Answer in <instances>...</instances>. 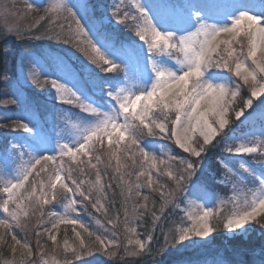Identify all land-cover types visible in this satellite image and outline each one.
Masks as SVG:
<instances>
[{"label": "snow or ice", "instance_id": "1", "mask_svg": "<svg viewBox=\"0 0 264 264\" xmlns=\"http://www.w3.org/2000/svg\"><path fill=\"white\" fill-rule=\"evenodd\" d=\"M183 7L172 6L169 10L167 5L145 7L136 3L135 14H132L130 10L121 12L117 6L111 19L135 33L144 49L143 61L150 67L153 77L150 86L139 91H133L131 86L106 88L110 111L84 102L71 88L51 81L57 100L67 104L76 102L94 121L87 127L78 126V142L58 143L54 154L38 157L28 154L29 158L25 160V154L21 153L15 161V178L0 179V210L4 214L0 218L3 229L0 249L6 247L14 258L19 253V260L4 264H36L33 258L42 255L47 241L59 246L57 232L61 224L66 228L72 226L78 246L73 248L65 239L64 251L72 252L76 259L81 258V252L91 255L92 249L115 256L109 246L117 245V228L121 222L129 234L127 246H132V250L125 247L129 256L143 253L158 240L156 232L163 237V244L156 249L157 254H161L167 247H176L192 237L207 238L219 226L210 220L215 214L207 207H202L197 214H187V219L194 221L193 227L175 231L168 227L169 214L180 209L184 202L180 199L181 194L187 199L203 192L200 184H194L190 190L189 185L202 154L219 143L217 138L223 137L225 130L230 128L233 116L237 121L252 109L246 117L249 120L256 115L257 105L264 109V20L240 11L230 23L218 25L207 22L198 12H192L186 18L187 28L179 32L167 30L172 26L169 17L185 19ZM88 9L86 0H79L75 8L53 3L43 9L32 0H24V15H40L35 16L26 29L9 26L0 35L7 37L14 33L17 39L23 40L27 34L29 39L62 42L84 53L101 71L122 72L120 65L110 61L102 49L114 50L124 58L135 55V50L123 44L116 46L115 38L103 31L106 17L87 25L89 31H86L81 13ZM61 18L67 21V26L60 22ZM42 21H47L48 28L38 34ZM90 32L95 40L88 39L86 49L81 46L80 39L88 37ZM222 34L227 38H222ZM161 54L175 61L178 69L158 66L153 57ZM101 60L111 67L100 65ZM211 69L231 73L234 77L231 85L206 80L205 72ZM27 72V78L38 88L48 83L38 79L32 66H27ZM8 79L5 74L4 80ZM3 104L16 105L17 101L12 98L4 100ZM259 118L264 121V111L259 113ZM12 127L28 133L33 131L27 123L18 120ZM146 137L174 141L187 156L169 155L167 160L160 159L143 146ZM11 148L16 149L17 145L11 144ZM224 151L238 156L251 155L254 163L264 165V143L229 144ZM240 168L253 182L249 187V183L228 169L238 181L233 184V190L251 194V199L246 195L242 204L237 200L238 211L223 223V227L233 234L253 223L264 229V176L254 174L243 164ZM161 177L167 180L162 182ZM55 204L62 205L64 210L55 211L51 207ZM89 207L102 214L107 225H111H102L104 232L110 235L89 230L79 218V209L83 208L97 225L101 224L93 212L88 211ZM30 212L40 216L34 226L35 250L27 239L29 226L26 220ZM148 216L152 217L151 231L143 239L137 229L143 227ZM17 230L25 234L24 239ZM44 237L47 239L42 243ZM65 264H71V261Z\"/></svg>", "mask_w": 264, "mask_h": 264}, {"label": "rangeland", "instance_id": "2", "mask_svg": "<svg viewBox=\"0 0 264 264\" xmlns=\"http://www.w3.org/2000/svg\"><path fill=\"white\" fill-rule=\"evenodd\" d=\"M197 1L198 0H86L89 9L81 13L84 17L83 20L85 22L86 31H89L87 25L95 20H99L101 17H106L107 19L103 25V31L115 38L117 47L121 44L130 47L135 50V55L127 57V59L120 55L114 56L109 60L120 65L123 71L118 73H115V71L103 72L100 67L93 65L84 53L80 52L81 56L76 59L72 54L67 53L65 44L47 39L51 45L64 52H58L59 54L53 55V51L50 50L49 47H46L40 51L38 56L30 58L31 64L22 60V63L16 70V74L19 82L27 88H31L34 85H32V80L27 78V66L30 65L35 70H38L48 65L52 68L50 69L52 73L50 80H48V83L44 86L43 101H35V99H31V97L26 99L25 105L28 110L26 122L33 131L28 133L22 130L17 134H0V179L11 180L15 178V161L21 153L25 154V160L29 158L27 156L28 154L37 157L42 154H54L57 150L58 143L71 144L72 142H78V126L87 127L94 121L93 117L81 111L76 102L67 104L57 100L56 90L51 85L52 80L64 84L65 87L71 88L84 102L91 103L106 112L110 111V101H108V98L105 96L106 88H127L131 86L133 91H139L141 88L147 89L150 86L153 73L150 67L143 61L144 49L141 42L132 30L126 28L124 25L117 24L115 20L111 19L112 14L117 10V6H119L121 12L130 10L132 14H135L136 3H141L145 7L151 4L167 5L169 6V10L172 9V6H184L183 12H185L188 8L195 9L191 5L197 4L195 3ZM32 2L38 3V5L63 3L72 7L68 0H32ZM203 2H206L207 5L206 12L208 18L205 19H207L209 23H217L218 25L230 23L231 19L235 17L233 16L235 10L238 11V14L240 11H247L249 14L256 15L264 20V0H204ZM242 2H245L244 7L241 6ZM78 3L79 0H74L73 2L75 6ZM203 15H205V13ZM16 19V14L11 11L4 1L0 0V27L3 31L9 26L13 28L18 27V19ZM177 24H180V27L183 26L181 22ZM44 25L45 29H47V21ZM167 30H174V28L170 27ZM44 32L45 31H43V33ZM93 37L95 38L91 32L88 37H81V46L87 49L88 46L86 41ZM118 38L120 39L118 40ZM222 38L226 39L227 37L222 34ZM24 50L23 53H26ZM88 51L91 54V50L88 49ZM108 57L109 56H107V58ZM153 60L160 67H167L172 70H176L179 67L176 65L175 61L169 59L164 54L154 56ZM99 64L103 67H111V65H104L102 60L99 61ZM204 78L213 84L217 81H221L222 84L229 86L231 85V79H234L231 73L216 69L206 71ZM39 91L41 90H37V92ZM251 111L252 109H249L245 116L237 121H235V117L233 116V123H231L230 128L225 130L223 137L217 138L219 140V143L215 146L217 147V151H213L214 153H212V156L215 158L219 157L215 161L218 165V170L212 171V173L206 175L207 182L211 184L212 190H207L199 179L204 173L207 158L209 157H205L206 152L202 154L203 158L199 161V167L196 175L192 178V184L189 185V190L194 184H200L203 192L197 196L188 197L187 199H184L183 194H181L180 199H183L184 202L181 203L180 209L175 210L174 214H169L168 227L173 231L182 227H193L194 221L188 220L187 214H197L202 207L212 209L215 215L210 217L211 221L220 216L225 217L226 223L227 219L238 211L236 204L237 200L242 204L246 195L249 200L251 199L250 193L233 190V184L238 183V181L228 172V169H232L236 176L246 183H249V187H251L253 182L252 178L240 168V165L243 164L244 167L250 169L254 174L261 176H264V165L254 163L251 155L245 154L244 156H238L224 151L225 147L229 144L246 143L249 145H259L264 143V135L261 134L264 132V121L259 118V113L264 111V109L257 105L256 115L247 120L246 117ZM234 123L237 124L233 127ZM142 143L146 150L156 154L160 159L167 160L169 155L187 156L186 153H183L182 149H179L178 146L174 144V141L146 137ZM11 144H16L17 148L12 149ZM192 159L195 160L196 158L192 157ZM114 163L113 161V164ZM108 171L111 172V169ZM217 171H219V173H217ZM134 179L133 177V180ZM166 180V177H161L162 182ZM146 191L147 190H145V193ZM51 207L57 212L64 210L63 206L59 204L52 205ZM88 211L93 212V215L101 221V224L97 225L92 220V217L84 212L83 208H80L79 218L89 226V230L95 231L97 234L101 235H110V233H105L102 227V225L111 227V225H107L104 216L100 213H95L90 207ZM3 217L4 214L2 210H0V218ZM146 219L147 222L144 220L143 223L147 224L145 225L147 226V230L141 233L139 232L140 227L137 229L140 238L143 239H146V233L151 231L152 217L148 216ZM39 220V214L36 213L33 215L31 212L26 220L29 226L26 229L28 233L27 239L30 241V246L34 250L36 247L34 226L38 224ZM122 220L123 216L121 214V221ZM47 226L51 228V224ZM40 230L42 231V228ZM65 231H67V236H65ZM223 231L228 240L232 239L234 241L237 239L243 241L253 239L256 235L260 236V234H264V229H261L259 225L254 223L245 225L243 229L237 230L235 234L230 233L224 227ZM17 232L21 239L25 238L23 232L19 230H17ZM117 232L119 236L117 245L109 246L112 251H115V256H109L103 250L95 251L92 249L91 255H85L81 252V258L76 259L72 252L66 253L64 251L65 239H67L68 244L73 248H77L78 246V241L75 240L74 234L72 233V226L68 225L66 228L65 225L61 224L57 232L59 246H53L51 241H47V246L41 250L42 255H37L33 259L36 264H65L66 261H71V264H220L221 261L223 264H232L228 261H241L243 257L241 254L238 255L233 252L229 258H224L218 251L208 254L214 251V248L209 245L211 233L207 238L192 237L191 240L184 241L176 247H167L164 253L157 254L156 249L163 244V237L160 236L159 232L155 233L158 240H154L143 253L136 256H129L125 252L129 234L125 231L122 222L119 224ZM85 238L87 239V237ZM46 239L47 238L44 237L41 242L44 243ZM127 247H129V250H132V246ZM3 250L4 252H1L0 256V264H4L5 261H13L14 259L19 260V253L14 258L6 247H4ZM246 264H264V250H257L249 254Z\"/></svg>", "mask_w": 264, "mask_h": 264}, {"label": "trees", "instance_id": "3", "mask_svg": "<svg viewBox=\"0 0 264 264\" xmlns=\"http://www.w3.org/2000/svg\"><path fill=\"white\" fill-rule=\"evenodd\" d=\"M4 1L7 6L11 9L12 12L21 13L20 15H17L18 23L17 26L21 29H26L27 25L31 24L35 20V16L40 15V13H36L34 16H28L23 14V8H24V0H2ZM72 1V3H71ZM73 8H75V5L73 4L74 0H68ZM37 6H39L41 9L48 7L49 5H38V3H34ZM69 4V5H70ZM15 6V7H13ZM16 19V20H17ZM46 21H42L41 25L39 26V32L38 34H42L43 31H46L45 29V23ZM61 23H64L65 26H67V21H65L63 18L60 20ZM82 23H85L84 20H82ZM4 32L3 29L0 27V33ZM90 38V37H89ZM94 38V37H93ZM120 38H118L119 40ZM95 40V38H94ZM48 48L53 51L54 54H59L60 52H64L62 50H58L53 45L49 43L47 39H29L27 37V34H25V38L23 40L17 39L15 34H10L7 37H4L0 35V134H17L22 129H14L12 127V124L14 121H20L21 123L26 122V117L28 114L27 107L25 105L26 99L31 97V99H35V101H43V90L45 87L38 88L35 84L31 88H27L26 86L22 85V83L19 82V79L16 74V70L18 66L22 63L27 61L29 64H31V57L35 58V56H38L40 54V51L44 48ZM5 49H7V53H5ZM27 49L26 53H23V50ZM66 51L69 54H72L74 58L77 59V57L81 56V53L76 48L72 47L71 45H66ZM106 56H109L108 59H112L114 56L118 55L117 52H114L113 50L109 49H102ZM59 52V53H58ZM23 58V59H22ZM7 63L8 71L5 73V62ZM42 67V66H39ZM48 65L43 66L42 68H39L36 70V75L40 81H48L51 78V71ZM5 74L9 77L8 81L4 80ZM89 76V75H88ZM37 90H41L37 92ZM14 98L17 101L16 105L9 104L5 106L3 104L4 100L12 99ZM39 105V104H38ZM40 106V105H39ZM237 123L233 124V127ZM4 125H8L5 127ZM217 147H211L206 151L205 157L209 156L207 158V164L205 165V176L204 173L201 177H199L200 181L204 184V187L207 190L211 189V184L207 182V176L212 171L218 170V165L215 163V161L219 157L212 156V153H214ZM214 151V152H213ZM211 154V155H210ZM203 167V165H202ZM211 171V172H209ZM209 172V173H208ZM219 173V171H217ZM145 221L147 222V219L145 218ZM212 223L219 224V226L215 227V230L211 233V241L209 243L210 247L214 248L213 252H209L208 254L214 253L216 251L220 252L221 255L224 258H229L231 253L242 255V260H231L228 261L232 264H246L247 259L249 258V254L254 253L257 250H264V234H260V236L254 237L253 239L248 240H228L225 237V232L223 231V223H225V217H216L212 220ZM147 224L143 223V227L139 228V232H145L147 230ZM0 232H3V229L0 228ZM63 233V232H62ZM4 248L0 249V256L1 252L3 253ZM217 249V250H216ZM209 251V250H208ZM211 251V250H210ZM222 251V252H221ZM168 257V256H167ZM112 264V263H109Z\"/></svg>", "mask_w": 264, "mask_h": 264}, {"label": "bare ground", "instance_id": "4", "mask_svg": "<svg viewBox=\"0 0 264 264\" xmlns=\"http://www.w3.org/2000/svg\"><path fill=\"white\" fill-rule=\"evenodd\" d=\"M204 0H198L197 4H194V5H191L192 7H194L195 9H190L188 8L187 10H185V12H183L184 14V17L185 19L184 20H181L178 16H173V17H169V19L172 21V26L174 28L175 31H180L181 29L183 28H187L188 27V24H187V17H189L191 15L192 12H198L200 13V15L205 19V18H208V14L206 12V9H207V5H206V2L204 3L203 2ZM244 4L245 2H242L241 6L244 7ZM205 13V15H203ZM238 14V11L235 10L234 11V15L233 16H236ZM207 16V17H206ZM207 22H209L207 19H206ZM183 23V26L180 27V24H177V23ZM193 31L195 29H192ZM216 83H221V81H217ZM215 83V84H216Z\"/></svg>", "mask_w": 264, "mask_h": 264}]
</instances>
